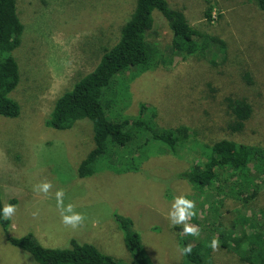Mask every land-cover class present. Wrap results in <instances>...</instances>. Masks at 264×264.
I'll return each mask as SVG.
<instances>
[{"label":"rangeland","instance_id":"rangeland-1","mask_svg":"<svg viewBox=\"0 0 264 264\" xmlns=\"http://www.w3.org/2000/svg\"><path fill=\"white\" fill-rule=\"evenodd\" d=\"M167 1L185 13L193 28L225 41L226 51L214 48L206 56L187 61L176 57L171 66H161L153 74L132 75L127 114H137L145 104L157 110L162 127H187L200 144L227 140L264 147V13L248 0H216L210 23L208 0ZM136 4L137 0H18L26 31L16 54L21 82L12 97L21 114L18 119L0 116V193L4 205L17 202L10 235L32 234L50 249L66 248L76 239L131 264L124 233L114 220V214H119L134 223L154 264H182L183 239L206 253L210 264H247L221 248V234L227 235L242 220L257 217L264 223V188L246 208L231 199L221 206L216 197L199 196L178 178L195 160L189 150L179 159L158 151L141 172H105L80 180L76 169L89 153L88 127L80 123L62 132L45 125L55 102L79 73L90 72L101 51L117 43ZM155 14L150 40L166 49L172 33L166 20ZM228 99L246 100L254 109L240 134L228 130ZM44 181L53 185L48 195L33 191ZM60 189L65 192V204L72 203L86 217L76 230L61 223L55 200ZM181 194L196 202V219L189 223L199 227L198 237L180 235L182 225L170 226L167 215L173 197ZM37 210L39 215L33 218ZM213 237L219 240L216 251L210 246ZM0 264H37L7 241L1 225Z\"/></svg>","mask_w":264,"mask_h":264},{"label":"trees","instance_id":"trees-1","mask_svg":"<svg viewBox=\"0 0 264 264\" xmlns=\"http://www.w3.org/2000/svg\"><path fill=\"white\" fill-rule=\"evenodd\" d=\"M248 2L264 13V0ZM208 5L206 18L212 23L216 0H208ZM155 13L166 20L172 33V43L166 49L150 40L155 30ZM25 31L18 0H0V116L8 119H18L21 114L12 94L21 82L16 54L23 46ZM214 48L225 52V41L193 28L185 13L172 8L167 0H137L117 43L101 51L90 72L79 73L72 86L57 99L45 123L47 128L62 132L72 131L80 123L88 127L89 153L76 169L78 178L83 180L105 172H141L145 162L158 151L179 159L182 152L189 150L195 160L178 178L192 191L199 196L216 197L221 206L227 199L240 202L245 208L255 202L264 188V147L227 140L200 144L196 133L187 127H162L157 110L145 104L137 114H127L132 75L140 78L153 74L161 66H171L176 57L185 61L201 58ZM226 108L231 119L229 132L233 135L244 132L253 118V107L243 99H228ZM3 207L0 193V225L7 241L31 255L37 264H125L93 244L76 239H71L66 248L50 249L41 246L32 234L14 238L9 232L11 220L3 217ZM114 220L124 233L131 264H154L146 255L131 219L114 214ZM227 231V235L221 234L222 249L241 256L244 263L264 264L262 221L257 217L242 220ZM188 243L183 239L181 247ZM182 264H210V260L193 246L192 253L183 256Z\"/></svg>","mask_w":264,"mask_h":264},{"label":"clouds","instance_id":"clouds-1","mask_svg":"<svg viewBox=\"0 0 264 264\" xmlns=\"http://www.w3.org/2000/svg\"><path fill=\"white\" fill-rule=\"evenodd\" d=\"M53 185L51 182L44 181L34 186L33 191L37 193H43L48 195ZM65 192L63 189L55 192L56 207L59 212L61 223L72 230H76L84 225L86 217L83 213L75 211V206L72 203L65 204L64 202ZM196 202L188 199L186 195H178L173 197L170 211L168 212L167 218L170 222V226L182 225V236H193L198 237L200 229L196 225H192L189 221L196 216ZM17 212V207L12 204L5 203L3 207V217L5 220L11 219ZM39 211H33V218L38 217ZM193 244L188 243L187 245L179 248L182 256L190 255L193 250ZM211 248L213 251L218 250L219 240L213 237L211 241Z\"/></svg>","mask_w":264,"mask_h":264}]
</instances>
